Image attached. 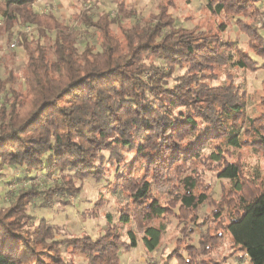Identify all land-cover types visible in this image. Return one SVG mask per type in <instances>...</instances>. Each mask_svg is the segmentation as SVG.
Wrapping results in <instances>:
<instances>
[{
    "label": "trees",
    "instance_id": "obj_1",
    "mask_svg": "<svg viewBox=\"0 0 264 264\" xmlns=\"http://www.w3.org/2000/svg\"><path fill=\"white\" fill-rule=\"evenodd\" d=\"M36 1L0 0V35L8 34L10 43L16 26L30 25L39 35L29 40L19 32L27 57L23 79L12 72L0 79V178L10 168L26 179L34 171L55 178L43 190L20 187L13 202L0 209V264H82L74 260L79 256L86 257L85 264H118L123 252L138 247L136 232L147 252L157 251L167 227L162 221L169 218L183 226V238L165 264H225L216 256L227 237L242 259L264 264V181L246 176L240 155L230 160L243 148L264 155V114L246 118L245 92L233 83L213 84L217 68L256 71L254 57L264 60V22L257 26L264 0H204L213 16L235 21L247 35L250 53L221 38L225 23L210 31L177 24L170 2L141 21L119 6L114 17L105 13L98 20L83 12L76 21L94 29L100 43L80 53L76 28L53 12L36 11ZM250 16L251 23L243 20ZM51 33L55 38L48 45L42 40ZM179 161L180 175L196 161L216 171L220 200L210 185L196 193L202 176L194 170L163 202L154 186ZM90 179L124 199L116 222L107 214L100 237L60 238L46 220L34 223L29 212L34 200L78 196ZM104 204L101 199L97 206ZM208 205L212 216L199 223L200 210ZM205 225L193 245L189 237Z\"/></svg>",
    "mask_w": 264,
    "mask_h": 264
},
{
    "label": "rangeland",
    "instance_id": "obj_2",
    "mask_svg": "<svg viewBox=\"0 0 264 264\" xmlns=\"http://www.w3.org/2000/svg\"><path fill=\"white\" fill-rule=\"evenodd\" d=\"M170 2V13L177 20V24L182 25L187 29L201 30H220L219 24L225 23L224 31L220 33L223 40L236 41L238 47L246 53L251 50L248 46L247 35L242 32L236 25L235 21L230 20V17L213 16L206 9L204 0H93L91 3H84L82 0H37L35 10L40 13L53 12L64 24L69 27L76 28L78 34V43L76 44L78 51L81 53L87 46H99L100 38L94 29L81 26L76 21L83 12H89L98 20L105 13L111 14L114 17L117 14V6L128 9L133 12L134 20L141 21L144 17L158 12V7ZM244 21L251 23L254 19L250 17L243 18ZM257 26L261 27L264 22V16L257 19ZM2 24V16L0 12V27ZM30 27L31 31L27 32L26 28ZM14 37L8 42V34L0 35V79H6L10 72L21 81L24 77V67L27 62V57L20 45L21 37L19 32L27 33L29 40L38 39L39 35L36 26H16L12 31ZM113 34L125 44V38L118 26H112ZM55 35L51 33L48 39L42 40L44 43L51 45ZM50 39V40H49ZM16 43V47L11 45ZM258 62L256 71L242 69L235 66L225 68H217L216 74L219 76L218 81L214 85L233 83L239 86L241 91L246 94L245 102V117L259 118L264 114V106L261 104V98L264 96V60L254 57ZM244 128H242V131ZM209 152V150H207ZM207 154V153H206ZM240 155V156H239ZM238 156L244 166V173L250 179L259 176L260 181H264V155L252 148H243L235 151V155L230 158L231 161H236ZM182 161L175 162L168 170H164L163 182L159 185L155 184L154 188L163 202H166L171 197L173 188H181V178H185L193 173L194 170L201 174L202 181L199 184V190L206 185L213 186L214 198L220 200L221 185L220 179L216 171L202 161H196L193 165L188 162L189 167L185 173L180 175L177 170L178 164ZM194 174V173H193ZM53 178L48 177L46 172L34 171L31 179H26L20 172H15L14 169H6L4 177L0 178V209L8 207L13 202V197L20 187L29 188L31 185H37L40 190L50 188L53 184ZM112 179V177H111ZM259 179V178H258ZM82 192L78 196L68 195L60 200L58 196L54 197L53 201L46 203L43 199H36L32 202L29 212L33 216L34 223L37 225L42 219L51 224L60 238L64 237H80L89 235L96 239L103 233V228L106 224L107 214H111L116 222L118 220V207L123 203V197L119 193H115L110 189H106V183L99 184L95 180L90 179L81 185ZM113 188V187H109ZM230 186H227L229 189ZM104 199V206L98 207L97 203ZM70 203L67 204L66 202ZM64 202V203H62ZM45 203V204H44ZM233 209L230 213L233 214ZM212 208L203 206L199 213V223L204 222L207 216H212ZM224 218H228L225 212ZM167 225L166 232L161 241L160 247L155 252H147L142 239V234L137 233L138 247L130 252H123L118 264H165L166 259L170 256L177 246V241L183 238L181 232L183 226L179 225L177 220L169 218L162 221ZM213 229L214 224L208 223ZM207 224V225H208ZM195 228V233L189 239L190 242L198 246L199 235L207 227ZM134 230L135 227H134ZM127 229H123L124 239L129 241L127 237ZM244 254L238 248L233 247L228 237L225 242L218 247L216 258L218 261L225 264H250L247 256L241 258ZM74 260L78 263L85 264L86 257H75ZM171 264H176L171 262Z\"/></svg>",
    "mask_w": 264,
    "mask_h": 264
},
{
    "label": "built area",
    "instance_id": "obj_3",
    "mask_svg": "<svg viewBox=\"0 0 264 264\" xmlns=\"http://www.w3.org/2000/svg\"><path fill=\"white\" fill-rule=\"evenodd\" d=\"M26 31H27V32L31 31V28H30V27H27V28H26ZM11 46H12L13 48H15V47H16V43L14 42Z\"/></svg>",
    "mask_w": 264,
    "mask_h": 264
}]
</instances>
